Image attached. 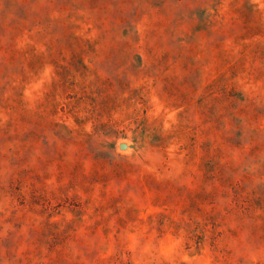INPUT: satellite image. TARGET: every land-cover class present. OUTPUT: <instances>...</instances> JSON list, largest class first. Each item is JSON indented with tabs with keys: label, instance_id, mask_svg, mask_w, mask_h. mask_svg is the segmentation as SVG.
Wrapping results in <instances>:
<instances>
[{
	"label": "rangeland",
	"instance_id": "374dc122",
	"mask_svg": "<svg viewBox=\"0 0 264 264\" xmlns=\"http://www.w3.org/2000/svg\"><path fill=\"white\" fill-rule=\"evenodd\" d=\"M0 264H264V0H0Z\"/></svg>",
	"mask_w": 264,
	"mask_h": 264
}]
</instances>
